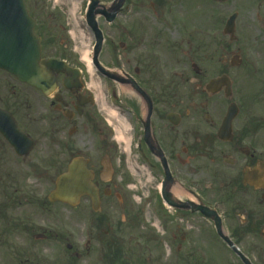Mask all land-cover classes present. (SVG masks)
<instances>
[{
    "label": "flooded vegetation",
    "instance_id": "obj_1",
    "mask_svg": "<svg viewBox=\"0 0 264 264\" xmlns=\"http://www.w3.org/2000/svg\"><path fill=\"white\" fill-rule=\"evenodd\" d=\"M228 1L25 0L41 58L77 72L57 73L45 95L0 69V264L132 260L117 245L121 230L142 224L145 212L125 190L134 179L121 177L130 157L115 146L107 107L83 67L59 49L75 39L65 17L75 4L91 50L101 37L98 62L110 78L97 68L93 74L133 126L128 169L154 205L164 236L157 246L173 250L170 264H242L219 231L239 251L264 244V65L249 64L250 44L236 26L235 36L227 33ZM74 158L96 201L81 195L71 208L51 196ZM146 252L136 257L143 264Z\"/></svg>",
    "mask_w": 264,
    "mask_h": 264
},
{
    "label": "rangeland",
    "instance_id": "obj_2",
    "mask_svg": "<svg viewBox=\"0 0 264 264\" xmlns=\"http://www.w3.org/2000/svg\"><path fill=\"white\" fill-rule=\"evenodd\" d=\"M47 1L50 2L53 0ZM233 13L238 14V18L236 20V36L243 38L250 44L249 48L246 50V59L250 63L254 60H258V57L260 58L261 55H257L256 51L258 52L260 47L262 49V46L264 48V45L260 46L261 42H263L260 40V38L264 37V0H229V2L226 4V14L227 16H230ZM65 17L75 24L72 26L75 31L73 32L75 39H70L66 48L59 49L70 55H73V58L83 67L87 82L94 85L93 90L98 97L100 107H107L105 112L108 113V116L115 128V131L112 133V139H115V146L117 147L118 151L121 152V157H130L129 160L130 163H132V158H135V142H131L133 126L128 119L126 109H122V104H117V107L116 105L114 107L112 106V99L106 92L107 89L110 90L109 84L95 76L93 74V69L89 68L87 61L84 59L85 55H90L89 51L91 50V40L89 39L87 32L80 22L82 21V15L79 13V9L77 8L76 4L73 7L68 6ZM258 18L261 19L263 22L262 24ZM253 37L257 38V40L254 41L252 39ZM104 60L106 61V58H104ZM262 61L264 62V54L262 55V59L258 65H264ZM118 92L123 98V101L127 100L128 95L125 94L124 90L119 89ZM130 163H125L124 159L121 163L120 173L124 182L127 180L126 177L138 180V177L130 174L128 169L129 167H132V164ZM134 180L131 185V189L125 188V190L130 194H133L131 196V201L140 211L142 208H145V212H141L142 224H137L136 227L134 226L128 230L122 229L121 235L124 236L123 241L117 240V245H120L121 248L126 247L127 250L129 249L128 252L130 255L134 256H140L141 252L147 250L145 256L147 257L146 262L148 264H170L173 258V250L164 244L157 246L158 243L164 239V236L156 231L157 220L155 216L156 213L154 210V205L146 198L147 192L142 190L143 185ZM118 219H120V216ZM68 230L69 232H77L76 225L74 223L72 224L70 220L68 223ZM129 235L130 237L128 238ZM74 241L75 236L68 242V244L72 245L73 251ZM246 245L247 244L245 243V247L243 246L242 251L251 260L252 264H264V244L259 242L257 244L258 247L256 248ZM156 254L159 255V257H157ZM85 261L88 263L91 262L89 259H85ZM131 261L135 262L134 259ZM225 264H229L228 261H226Z\"/></svg>",
    "mask_w": 264,
    "mask_h": 264
},
{
    "label": "water",
    "instance_id": "obj_3",
    "mask_svg": "<svg viewBox=\"0 0 264 264\" xmlns=\"http://www.w3.org/2000/svg\"><path fill=\"white\" fill-rule=\"evenodd\" d=\"M235 17L233 15L227 23V31L231 34ZM100 45L101 39L94 50L93 62L104 75L110 77L109 72L97 62ZM0 68L44 93L54 88L55 73L68 70L55 60L40 61L39 40L33 34V22L28 17L24 0H0ZM83 168L82 163L74 159L67 172L58 178L53 195L60 197L61 193H66L68 203L74 205L78 195L91 194ZM239 257L244 264H250L242 255Z\"/></svg>",
    "mask_w": 264,
    "mask_h": 264
},
{
    "label": "bare ground",
    "instance_id": "obj_4",
    "mask_svg": "<svg viewBox=\"0 0 264 264\" xmlns=\"http://www.w3.org/2000/svg\"><path fill=\"white\" fill-rule=\"evenodd\" d=\"M84 59L87 61L89 68H91L90 58L85 55Z\"/></svg>",
    "mask_w": 264,
    "mask_h": 264
}]
</instances>
